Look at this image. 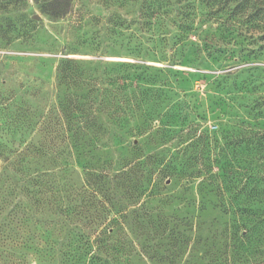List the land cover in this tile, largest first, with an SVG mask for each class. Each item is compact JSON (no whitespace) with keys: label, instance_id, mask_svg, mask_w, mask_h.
<instances>
[{"label":"rangeland","instance_id":"1","mask_svg":"<svg viewBox=\"0 0 264 264\" xmlns=\"http://www.w3.org/2000/svg\"><path fill=\"white\" fill-rule=\"evenodd\" d=\"M222 2L0 0V264H264V0Z\"/></svg>","mask_w":264,"mask_h":264},{"label":"trees","instance_id":"2","mask_svg":"<svg viewBox=\"0 0 264 264\" xmlns=\"http://www.w3.org/2000/svg\"><path fill=\"white\" fill-rule=\"evenodd\" d=\"M223 2L221 3V7L217 8V12L220 10H223V8L226 7L227 5V1L228 0H222ZM71 3L72 0H48V12L55 17H60L65 15L66 13L69 12L70 7H71ZM160 6L157 5V9ZM154 9V8H153ZM189 7H185V10H187V12L182 15L184 18V22H188V17L190 16V13L188 12ZM157 12V11H156Z\"/></svg>","mask_w":264,"mask_h":264},{"label":"water","instance_id":"3","mask_svg":"<svg viewBox=\"0 0 264 264\" xmlns=\"http://www.w3.org/2000/svg\"><path fill=\"white\" fill-rule=\"evenodd\" d=\"M32 18L33 19H36V20H39L40 19V17L37 14L33 15Z\"/></svg>","mask_w":264,"mask_h":264}]
</instances>
